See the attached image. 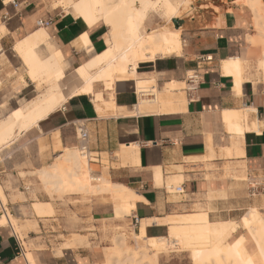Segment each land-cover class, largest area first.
I'll use <instances>...</instances> for the list:
<instances>
[{
    "label": "crops",
    "instance_id": "crops-1",
    "mask_svg": "<svg viewBox=\"0 0 264 264\" xmlns=\"http://www.w3.org/2000/svg\"><path fill=\"white\" fill-rule=\"evenodd\" d=\"M39 1L0 3L1 117L29 101L24 92L33 84L19 82L14 88L4 65L5 60L11 62L9 52L15 54L16 44L41 28L39 21H51L45 29L74 70L88 59L74 46L84 34L91 36L96 53L108 48L107 26L101 23L90 28L72 13L61 8L53 10L51 0L44 1L52 10ZM261 2L258 0L259 9L253 10L246 0H193L187 13L176 21L175 29L182 40L180 54L158 55L153 61L140 62L136 74L117 77L111 88L95 83L92 94L71 97L38 126L23 133L21 139L13 141L0 156V183L7 196V209L15 214V208L22 203L12 201L16 190H26L20 172L30 171V166L41 170L42 164L56 154L54 146L59 153L79 148L76 129L84 124L89 132L90 161L91 154L96 155L95 163L107 169L105 174L112 183L139 197L135 209L125 213L126 222H131L143 238L167 239L173 224L201 214L212 224L237 222L244 217V211L254 208L264 215V82L258 66L263 48H254L249 40L258 33L256 30L254 34L256 18L260 16L261 22L264 19V0ZM229 59L242 60L244 80L240 91L235 89L234 80L222 72L223 62ZM192 74L199 77L197 91L165 92L169 90L166 87L183 90ZM139 80L159 86V102L136 97ZM97 84H103L105 89L95 91ZM142 101L151 106L146 104L139 112ZM18 140L17 146L6 152ZM127 148L134 153L125 159L123 151ZM180 178L183 182L177 187H183L184 193L175 199L179 196L169 189L174 190ZM208 195L214 197L204 203L210 210L172 215L190 205L186 197L195 201L196 197ZM1 208L0 215L5 212ZM88 208L98 226L102 221L115 220L112 201L96 198ZM31 235L32 240L38 239ZM25 243L12 225H0V264H29ZM30 254L36 264H89L97 252L47 247L30 250ZM159 264L183 262L178 255H172L159 258Z\"/></svg>",
    "mask_w": 264,
    "mask_h": 264
},
{
    "label": "bare ground",
    "instance_id": "bare-ground-1",
    "mask_svg": "<svg viewBox=\"0 0 264 264\" xmlns=\"http://www.w3.org/2000/svg\"><path fill=\"white\" fill-rule=\"evenodd\" d=\"M1 1L9 5L15 0ZM192 2L193 0H78L71 5H64L65 9L70 10L90 28L101 23L107 26L109 33L105 40L108 48L104 52L95 53L91 36L88 33L84 34L74 46L77 50L85 52L88 59L68 75L70 61L55 45L44 27L38 28L19 41L15 46V56L20 59L29 81L33 85L42 86V91L18 112L9 113L5 118L0 119V149H2L0 152H4L8 148L6 146L20 138L23 133L38 126L71 97L92 94L95 83H103L106 88H111L118 75L125 76L130 71L136 72L140 62L153 61L158 55L178 54L182 49L180 31L165 25L152 28L149 17L154 14L159 19H165V24H172L173 20L183 12L182 9L189 7ZM246 3L253 10L259 9L258 0H246ZM259 18H256V29H254V34L256 30L258 32L256 37L251 35L248 39L254 48H263L262 51L260 50L262 53L258 66L264 82V23L262 24L264 19L261 22L262 19ZM145 27H151V30L147 31L148 28ZM222 72L234 80L235 89L240 91L244 80L242 60L229 59L223 62ZM1 83L0 80V85ZM149 85L151 84L137 81L135 91L138 98L146 99L151 103L159 102L161 89L158 85ZM184 89H169L167 93H178L185 91ZM150 94L154 95L153 99L147 97ZM146 104L148 103L141 102L139 112ZM132 152L128 148L125 149L124 158L131 157ZM57 159L60 160L37 172L39 182L50 196L54 193L68 192L109 195L115 205L131 211L135 209L139 198L135 192L112 183L105 173L98 177L92 175L88 150L83 148L66 150ZM158 182L161 183L160 180ZM7 203V196L0 183V208L3 207L7 211L5 209ZM33 211L39 217L54 214L51 203L35 202ZM194 218H184L182 223L173 224L171 232V236L182 235L188 238L194 264H264V217L256 208L251 209L242 218V224L247 229L250 239L249 247L245 246L246 237H239L233 243L228 239L231 235L225 238L231 234L229 232L235 222L212 224L208 217L202 214ZM14 224L15 219L12 214L3 212L0 215L1 226H14ZM116 241V247L108 249L111 252L106 255L107 264H159L158 255L147 251L149 245L129 249L125 245L124 238L120 237ZM150 243L155 246L157 240L151 238ZM250 246L254 248L253 251L249 250ZM27 260L29 264H36L34 256L30 253Z\"/></svg>",
    "mask_w": 264,
    "mask_h": 264
},
{
    "label": "rangeland",
    "instance_id": "rangeland-1",
    "mask_svg": "<svg viewBox=\"0 0 264 264\" xmlns=\"http://www.w3.org/2000/svg\"><path fill=\"white\" fill-rule=\"evenodd\" d=\"M77 1L78 0H51L50 2L54 5L53 10L61 8L71 14L70 10L65 9V6L68 4L71 5L73 3H76ZM39 2L44 3V5H47L52 10V6L50 4H47L46 1L40 0ZM0 3H2L1 0ZM188 10L189 7L182 9L183 12L180 13L181 15L179 14L178 18L173 20L172 24H165V19H159L157 18V16L155 18V15L151 14L152 17L151 15L149 17L151 27L159 28L160 26L165 25L169 26V28L171 29H175L177 27L176 21H179L180 17L184 16ZM151 27H145V29L148 28L146 30L150 31ZM9 59L11 62H7L5 60L4 68L6 69V73L8 74V79L12 80V86H14L15 88L16 86H18L19 82H22V84L25 86L27 83L31 84L26 70L22 67L23 65L20 59L15 56L13 51L9 52ZM73 71L74 68L70 67L68 75L73 73ZM129 73H131V71ZM132 73L136 74V72ZM119 76L120 75H118L117 77ZM125 76L127 77V75ZM122 77L124 76H120V78ZM103 87V84H97L95 87V91H100ZM166 88L173 89L174 87ZM40 91H42V86L30 85L24 92V94L27 100L31 101L33 98L37 97L38 92ZM165 92H167V90H165ZM28 102L25 105H27ZM148 106L150 107L151 104H148ZM13 107L15 108L16 105H14ZM21 108L22 107H17L13 110H7H12L9 112L12 113L18 112ZM9 113L6 115H9ZM6 115L3 117L0 116V119L5 118ZM19 140L12 148L7 150L6 152H9L13 148H15ZM1 150L2 149H0V151ZM53 150L56 154L52 156V158L48 162L42 164V167L49 166L54 162L59 161L60 159L57 158L60 157V155L65 151L61 150V152L59 153V150L55 146ZM41 151H43V149H41ZM2 155L4 154L1 152L0 156L2 157ZM95 156L96 155L91 154L92 161H90V169L92 175L94 177H98L99 175H103L105 172H107V169H103L95 163ZM30 167V171L26 173L20 172L19 174L21 180L24 182L26 190H22L25 193H20V190H16L17 196L12 197L13 202H22L20 205H18V207L15 208V214H12L11 211L8 210L5 206V209L7 210L5 212H7L8 214H12L16 219L13 229L15 233L20 237V239L26 242L24 246L28 250L27 256L29 255L30 250L37 248L49 247L50 249L61 251L63 249H72L74 251H78L79 249H88L97 252L94 262L89 264H106V252H111V250L109 251L107 249L111 247L115 248L117 242L116 240L121 237L125 239V245L129 249H134L137 246L149 245L150 247L147 251L156 253L159 258L163 256L170 257L172 255H178L181 258L183 264H194L190 253L191 248L188 245V238L182 235L171 236V232L173 231L172 226L170 230V237L162 240L156 239L157 245L152 246V244L150 243L151 238H143L140 233H136L134 231L133 226H131V222H126V215L128 213L125 212H130L131 210L124 209L121 206L115 205V203L111 199V196L101 194H71L69 192L65 194L54 193L53 196H50V194L44 189V187L38 180L37 171L40 168H33L32 166ZM182 182V178L178 179L177 182L174 183L175 187H177ZM169 191L173 192L174 195L177 194L176 188L174 190L169 189ZM176 196H179V194H177ZM96 198L109 202L112 201L115 207V220L108 222L102 221L99 226L96 225L92 217L89 216L88 208L92 203V200ZM180 198L181 197L179 196V198L175 199ZM213 198L214 197L211 195L199 196L195 198V201H192V198L186 197V202H188L190 205L183 206L181 210L172 212V215H194L199 211H208L210 210V207L204 203H208ZM35 202L51 203L54 209V214L47 215V218H39V216L33 211V203ZM247 211H244L241 215L245 216ZM260 213L263 215L262 212ZM17 226L19 227V229L17 228ZM31 233L38 239L32 240ZM229 233L231 234H228L225 238H228V236L230 237L231 235V237L228 238L230 243H233L239 237H246L247 241L245 242V246H248L250 239L248 238L247 229L242 224V219H239L237 222H235L232 230ZM249 250L253 251L254 248L250 246ZM65 252H69V250Z\"/></svg>",
    "mask_w": 264,
    "mask_h": 264
},
{
    "label": "built area",
    "instance_id": "built-area-1",
    "mask_svg": "<svg viewBox=\"0 0 264 264\" xmlns=\"http://www.w3.org/2000/svg\"><path fill=\"white\" fill-rule=\"evenodd\" d=\"M15 2H16V0L13 1L14 4H15ZM51 24H52L51 21L41 20L38 22V26L44 27V28H49ZM211 59L212 58H208V60H211ZM199 84H200V81H199V77L197 74L189 75L188 76V83L186 84L185 91H188L190 93L195 92L198 90ZM135 95L138 98V94H136V91H135ZM147 97L150 99H153L154 95L150 94ZM76 133H77V138L79 141V147L83 148L84 150H88L87 141L89 138V132H88L86 126L84 124L79 125L78 128L76 129ZM176 193L177 194H183L184 188L183 187H176ZM136 223H137V219H136Z\"/></svg>",
    "mask_w": 264,
    "mask_h": 264
}]
</instances>
